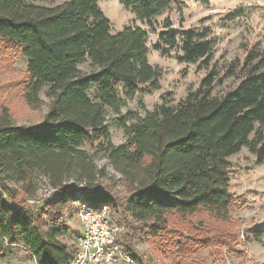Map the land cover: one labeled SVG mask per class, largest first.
I'll return each instance as SVG.
<instances>
[{
  "label": "trees",
  "instance_id": "trees-1",
  "mask_svg": "<svg viewBox=\"0 0 264 264\" xmlns=\"http://www.w3.org/2000/svg\"><path fill=\"white\" fill-rule=\"evenodd\" d=\"M98 3L0 0V43L27 60L25 101L37 110L43 92L50 100L44 121L32 126L14 125L7 109L0 112V258L7 248L22 247L36 264H71L75 249L59 240L66 226L59 219L40 224L46 205L69 201L92 210L109 207L112 217L115 211L145 227L126 225L131 232L152 236L165 230L171 214L204 211L227 222L235 205L229 158L248 148L257 163L264 162V58L254 51L228 71L226 78L241 73L236 87L215 95L222 80L211 70L176 107L162 103L132 124L128 116L118 120L126 141L114 145L109 113L119 117L139 91L156 85L160 73L148 61L147 31L126 27L113 34ZM119 3L156 31L154 20L176 0ZM158 36L154 49L162 55L176 51L181 63L210 67L214 47L207 30L174 29L167 20ZM87 62L95 71L80 70ZM96 156L108 160L127 185L124 203L97 183L104 171ZM40 178L54 193L45 205L28 206Z\"/></svg>",
  "mask_w": 264,
  "mask_h": 264
},
{
  "label": "rangeland",
  "instance_id": "rangeland-1",
  "mask_svg": "<svg viewBox=\"0 0 264 264\" xmlns=\"http://www.w3.org/2000/svg\"><path fill=\"white\" fill-rule=\"evenodd\" d=\"M64 0H58V4ZM99 8L111 23L112 33L126 27H140L148 33L149 64L160 73L155 86L139 91L127 102L119 117L109 113L107 126L114 145L125 143L124 131L119 127L121 118L132 124L165 103L176 107L188 93L198 89L201 81L211 71L218 73L222 83L214 94L220 96L238 85L241 73L237 71L226 78L233 66H242L250 52H258L264 58V0H176L168 10L154 20L156 31L120 5L119 0H99ZM169 20L174 29L208 31L213 42L214 57L208 69H199V63L186 64L178 60L179 53L162 55L154 49L159 33ZM83 73L95 69L87 62L81 65ZM28 79L27 60L16 50L0 43V112L9 111L12 124L32 126L42 123L49 110L50 100L41 94L42 106L34 110L25 101L24 89ZM149 88V89H148ZM90 152L94 149L86 147ZM97 167L104 171L97 183L111 191L120 203L129 195L127 185L113 170L108 160L95 157ZM230 192L234 207L227 222L216 221L201 211L190 217L177 214L168 216L164 231L152 236L145 231L131 232L126 225L139 230L144 226L121 218L113 211V220L121 227L120 242L136 257V264H264V162L257 163L256 156L248 148L229 158ZM35 200H26L28 206L45 205L54 191L46 179L40 178ZM77 203L69 201L64 206H45L42 225L61 220L67 231L59 237L71 250L76 249L80 235ZM43 205V206H44ZM44 227V226H43ZM254 230L261 231L256 236ZM134 241H129L132 234ZM128 236V237H127ZM128 240V241H127ZM0 264H36L22 247H9L0 258Z\"/></svg>",
  "mask_w": 264,
  "mask_h": 264
},
{
  "label": "built area",
  "instance_id": "built-area-1",
  "mask_svg": "<svg viewBox=\"0 0 264 264\" xmlns=\"http://www.w3.org/2000/svg\"><path fill=\"white\" fill-rule=\"evenodd\" d=\"M77 204L80 235L71 264H136L121 245V227L114 222L109 207L92 210Z\"/></svg>",
  "mask_w": 264,
  "mask_h": 264
}]
</instances>
